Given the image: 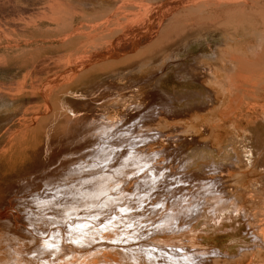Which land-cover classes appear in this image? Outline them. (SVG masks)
<instances>
[{
	"label": "bare ground",
	"instance_id": "6f19581e",
	"mask_svg": "<svg viewBox=\"0 0 264 264\" xmlns=\"http://www.w3.org/2000/svg\"><path fill=\"white\" fill-rule=\"evenodd\" d=\"M145 1L152 4L148 10L124 5L99 15L97 24H71L69 16L86 15L59 0H0V66L13 69L11 80L0 81V94L10 97L16 81L27 78L32 81L19 89L39 87L45 94L33 115L19 118V128H8L14 137L0 139V205L7 193L18 195L17 182L34 175L20 191L30 196L10 201L15 221L0 228V264H264V184L256 186L250 174L264 163V147L256 152L254 143L236 138L243 120L249 125L264 118V0ZM71 31L84 38L72 45L66 39ZM243 33L256 43H226V36ZM196 41L208 46L197 51ZM59 52L63 61L55 59ZM169 75L194 86L173 95L164 83ZM115 76L125 80L107 81ZM119 84L129 87L121 100L101 104L114 103L118 115L83 128L97 118L83 113L93 102L90 91L107 85L100 100ZM234 89L250 101L232 120L226 102ZM140 93L134 103L131 96ZM175 99L185 100V109L170 114ZM150 105L167 111L153 119L154 108L142 114ZM230 121L237 136L226 140ZM95 130L78 150L61 151L94 145L88 152L41 172L58 161L41 158L48 141ZM207 148L217 154L209 158ZM28 157L34 159L29 166L10 173ZM201 165L207 170H197ZM176 166L184 172L173 174ZM167 167L171 172L162 171ZM206 208L215 213L214 230L230 234L228 241L215 237L223 245L203 242L215 231L191 222ZM233 218L237 226L223 224ZM246 237L234 255L221 249Z\"/></svg>",
	"mask_w": 264,
	"mask_h": 264
},
{
	"label": "rangeland",
	"instance_id": "374dc122",
	"mask_svg": "<svg viewBox=\"0 0 264 264\" xmlns=\"http://www.w3.org/2000/svg\"><path fill=\"white\" fill-rule=\"evenodd\" d=\"M5 1L7 2V0H5ZM8 1L20 2L23 4H27V5H31L32 3L36 2V1L39 2V0H8ZM59 2L61 3L62 6L68 8L69 11L71 10L72 13H75L79 16H81L82 14L86 15V17L76 18L75 21H74L73 16L71 18L69 16L68 18H69V21L71 24H74V22H76L77 24H81L82 22L97 24L99 15H101L105 11L117 9V8L122 7L124 5H128L130 7V11L146 10V9L148 10L149 7L152 5V4L150 5L149 3H147L145 0H59ZM83 26H85V25H83ZM67 35H68V37L66 39L72 45H74V43H77L82 38H84L83 33L80 31H71L70 35L69 34H67ZM195 43H196V46L194 48L197 51H198V49H201V48L204 49V47H202V46H205V47L208 46V44H205L206 42L204 44H200L199 41H196ZM213 43L214 44L216 43V45L220 44V42L215 41V38H214ZM226 43L231 47H234L236 45L247 47L248 44H251V43L255 44L256 41L254 40V42H253V37H251L250 34H244L243 33L239 37L226 36ZM186 54L187 53L184 54V52L182 53L183 56H185ZM55 59L63 61L64 60L63 53L62 52L57 53ZM186 61H187V59H186ZM182 66H184V65H182ZM174 69H175V67H174ZM12 71H13V69L9 68L8 66H0V81L11 80ZM19 71H24V68L22 70H18L16 68V72H19ZM61 73H63V71L56 72V73L52 74V76H55V75H58ZM168 78H169L168 81H166L164 83L166 85H172L173 86V87H166L167 91H169V93L171 92L173 95L177 90L182 91L184 88L183 85L191 86V87L194 86L193 84L191 85L189 83H185V82L183 83V82L179 81V79L175 78L173 75H169ZM108 80H113L116 83H118V82L121 83V82H123V80H125V77L115 76L112 79H110V78L107 79V81ZM30 81H32L30 78H27L26 80L16 81V92L11 94L10 97L8 95L3 96L0 94V139L3 142H9L14 137L13 133L10 130H8V128H19L21 126V125H19V123H20L19 118L24 115V112H26V113L30 112L31 115H33V112L37 110L40 103L45 101V94H44L43 90L39 87H27L25 89H19L20 86L27 84ZM181 86H183V87L181 88ZM131 87L132 86H130V88ZM133 87H134V85H133ZM99 88H95V89H92L90 91L92 94L90 96H88V98L93 99L92 100L93 102H91V104L89 106L87 104H85V109L83 111L84 114H93V115L95 114L97 116V118L96 119L90 118L89 120H87L85 123L82 124L83 128H90L93 126H99L102 123L110 122L111 120L106 118V116L108 115L111 118L116 117L118 115L119 107L115 106L114 103H112L108 106H102L101 104H103V102L107 101V100L108 101L113 100V99L121 100V94L123 92H125L126 90H129L128 89L129 87L124 86L123 84H119L115 88H110L111 95L109 97L102 98L100 100H95V98L99 97V94L102 90L109 89V87L107 85L101 86ZM145 95H146V93H145ZM247 95L248 94H246L245 91L242 89H234L230 98L227 99V102H226V104L231 103V109L233 111L232 115L230 116V119L232 118V120H234L236 116L241 115L240 114L241 112H245L246 109H248V107H249L248 103H249L250 99ZM141 97H142V94L140 93V94H137L133 97L131 96L130 99H132L134 101V103H136L137 101H139L141 99ZM124 102L126 103V101H124ZM185 102H186L185 100H183L182 102L180 100H176V99L174 102V100H173L171 102L170 106L168 107L170 110V111H168V113H170V114L174 113V112L180 113V111H183L185 109V106L183 104ZM132 106H134V105H132ZM173 106H174V108H173ZM120 108H121V106H120ZM150 108H154V112H153V114H151V118L153 117V119L157 116L158 112H166L167 111V110H165V108H162L160 106L155 105V106L151 107V105H150L145 110V112L142 114H144V115L148 114ZM25 110H28V111H25ZM15 122H16V124H15ZM243 124L244 125H243V129L241 130V134L237 136V134L234 133V128L232 126V122L231 121L228 122L227 128H226V140L234 139L237 136L236 138H238V140L246 139L248 143H254L253 144L254 151H256V152L260 151V149L262 147H264V118H261L257 122H251L249 125L247 124L246 120H243ZM95 134H96V130L95 131H82V132L78 133L76 136L63 137L60 139H55L53 141H48L44 145L43 151H41V154H40L41 158L44 159L46 163H50V162L55 161V160L56 161L58 160V161L56 163L51 164L49 167L43 169L41 172L49 171L52 167L58 165L63 158H67L70 156H72V157L80 156L84 152H88V150L90 148H92L94 145L89 146L80 152L61 153V151H64V150H68L69 152L78 150L79 148H77V146L79 144L84 143V142L85 143L88 142V140L90 138H93L95 136ZM205 134L207 135L208 133H205ZM213 150H214V148H207L208 153L206 156L211 158L212 157L211 153H213L212 152ZM215 152L216 153H213V154H217V150ZM257 156H258V153H257ZM262 160L264 161V158H262ZM33 161H34V159H31L30 157H28V158H25L23 160L15 162L10 167V173L14 174L16 172H19L22 168L29 166ZM201 167H204V166L201 165L199 168H197V170H200ZM263 167H264V163L257 165V167H256L257 170H255L254 172H250V174L254 178V182H255L256 186H262L264 184V175L260 173V170ZM162 171L171 172L169 167L164 168ZM182 172H184L182 167L176 166V170L174 171L173 174L178 175V174H181ZM33 178H34V175H32L28 178H25L21 182L16 183L13 192L16 194L18 193V195L11 196V193L6 194V197H7L6 203L4 205L3 204L0 205V228L4 227L6 224H8L6 222L8 219L11 221H15V216L11 213L13 210H15V208H13V209L10 208V201L12 199L21 198L24 195L30 196L29 193L22 194L23 192H20V191H21V187L23 186V184L27 183L28 181L33 183ZM168 180H169V177H168ZM55 181H57V180H55ZM175 181H176V178L169 180L170 183H174ZM232 182L233 181H232L231 175H228V173L226 172V185L228 186V190H230V189L234 190V187L231 186ZM41 183H45V182L41 181ZM175 185L176 184H174V186ZM44 186H45V184H44ZM184 190H182L181 192H183ZM221 214H223V213H221ZM221 214H218V216ZM200 215L191 220L193 226L196 227L199 225H201V226L204 225V227L206 229L211 228L213 230L215 227H218L217 226L218 223H216L217 219L214 216L215 215L214 212H212L208 208H206L202 211V214H200ZM226 215H227V213H226ZM18 217L21 218V215H18ZM21 219H24V218H21ZM15 223H17V222H15ZM223 224L225 226H228V227L237 226L236 225V219H234V218L232 220H230V222H227L225 220L223 222ZM27 228H29V227H27ZM246 228H247L246 226H244V228H243V232L245 234H247ZM214 231H215V233L209 235L207 238H205L203 240V242L208 244V243H213L212 241H214L220 245H223L224 243L222 241H220L219 239H215V237L217 238L219 236H226V241L229 240V238H230L229 233L226 234V233H223V232L218 231V230H214ZM183 233H185V232H181L180 234H183ZM237 238H239V237H237ZM247 238L248 237L241 238L240 240L234 241L233 243H231L230 241H229V243L226 242V246H224L225 248H221V249L226 250V255L227 254L234 255L238 252L239 248L244 246L243 244L246 243ZM3 243L6 245L4 249H8L7 240H5ZM3 254H4L3 252H0V255H3Z\"/></svg>",
	"mask_w": 264,
	"mask_h": 264
}]
</instances>
